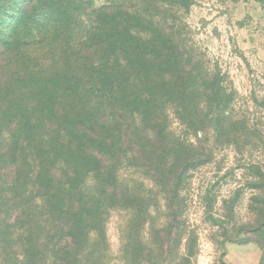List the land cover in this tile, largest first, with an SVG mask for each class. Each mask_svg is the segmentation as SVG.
<instances>
[{
	"label": "rangeland",
	"instance_id": "374dc122",
	"mask_svg": "<svg viewBox=\"0 0 264 264\" xmlns=\"http://www.w3.org/2000/svg\"><path fill=\"white\" fill-rule=\"evenodd\" d=\"M0 90L8 198L45 170L91 264H264V0H0Z\"/></svg>",
	"mask_w": 264,
	"mask_h": 264
},
{
	"label": "trees",
	"instance_id": "16d2710c",
	"mask_svg": "<svg viewBox=\"0 0 264 264\" xmlns=\"http://www.w3.org/2000/svg\"><path fill=\"white\" fill-rule=\"evenodd\" d=\"M111 25L115 26L116 20ZM102 38V47L107 49L114 48V45L117 46L120 42L110 30H107ZM119 47H124L129 57L140 52L137 45L129 43L127 46L123 39ZM130 59L136 61L132 57ZM9 96L8 90L5 93L0 90V110L10 102ZM3 113L0 115V121ZM15 119L13 121L16 122ZM15 164L12 161L11 165L5 167L9 170L8 178L0 175V264H91L92 258L87 259L84 250L93 233L86 232L87 227L79 211V204L76 208L73 204L65 206L66 210L60 212L63 218L59 228L58 222L54 224L56 219L50 222L48 217L52 211L49 192L53 186L48 182L50 179L45 170V174L38 173L32 187L27 188V185H24L25 188L22 187L12 198H8V193L16 190V182L13 180V175L17 174ZM29 189L32 190V199H22L19 204L17 196L25 195ZM3 208L10 210V215H7ZM13 221L15 224L10 226L8 223Z\"/></svg>",
	"mask_w": 264,
	"mask_h": 264
}]
</instances>
